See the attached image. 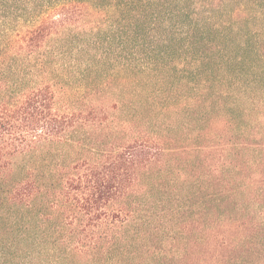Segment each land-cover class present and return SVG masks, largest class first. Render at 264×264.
I'll list each match as a JSON object with an SVG mask.
<instances>
[{"label": "trees", "instance_id": "1", "mask_svg": "<svg viewBox=\"0 0 264 264\" xmlns=\"http://www.w3.org/2000/svg\"><path fill=\"white\" fill-rule=\"evenodd\" d=\"M0 264H264V0H0Z\"/></svg>", "mask_w": 264, "mask_h": 264}]
</instances>
